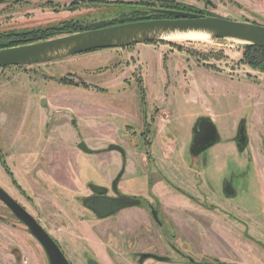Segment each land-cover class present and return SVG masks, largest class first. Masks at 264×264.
<instances>
[{
  "label": "rangeland",
  "instance_id": "obj_1",
  "mask_svg": "<svg viewBox=\"0 0 264 264\" xmlns=\"http://www.w3.org/2000/svg\"><path fill=\"white\" fill-rule=\"evenodd\" d=\"M141 1L1 0L0 36L67 20L87 29L103 27L124 19ZM173 1L207 15L264 25V0ZM204 38L163 37L0 67V186L42 225L70 264L88 259L128 264L134 256L130 248L143 241L157 244L150 236L134 243L120 236L121 221L131 217L143 227L144 213L126 208L98 218L83 206L91 193L87 183L107 186L113 195L110 184L122 167L119 193L139 195L143 204L156 193L163 228L173 237L164 230L166 244L176 241V216H195L216 234L212 249L221 254L196 256V262L264 264V161L255 160L259 152L264 155V72L240 60L246 42ZM201 116L213 121L219 139L193 155L192 129ZM159 120L167 126H157L165 128L153 142ZM240 123L247 134L242 151L234 141ZM175 135L177 159H159L161 142L172 145ZM81 140L91 153L77 147ZM110 143L123 147L124 154L109 150ZM224 181L234 195L224 190ZM189 194L200 202L178 204ZM0 264H49L38 240L1 201Z\"/></svg>",
  "mask_w": 264,
  "mask_h": 264
},
{
  "label": "water",
  "instance_id": "obj_2",
  "mask_svg": "<svg viewBox=\"0 0 264 264\" xmlns=\"http://www.w3.org/2000/svg\"><path fill=\"white\" fill-rule=\"evenodd\" d=\"M170 12L176 16L121 22L32 43L0 48V67L60 60L90 50L151 42L170 34L188 32L204 33L211 38H232L264 48L263 24L246 20H233L216 15L202 16L191 11ZM41 103L42 105L45 104L44 98L41 99ZM218 139L219 134L216 125L209 117L201 116L194 124L189 151L192 154H199ZM235 143L238 148H243L247 144V134L243 123H240L237 128ZM77 147L84 152H92V149L83 140L77 143ZM107 148L109 150L116 149L124 154L123 147L118 144L110 143ZM123 171L124 167L111 181V190L116 195H108L107 186L92 182L87 183L92 194L84 197L83 206L98 218H105L122 208L136 205L139 202L135 197L119 194L117 186ZM228 192L232 193L231 191ZM0 200L38 240L47 255L49 264H70L50 234L1 186ZM153 214L156 217L154 210ZM87 264L99 263L95 259H88Z\"/></svg>",
  "mask_w": 264,
  "mask_h": 264
},
{
  "label": "crops",
  "instance_id": "obj_3",
  "mask_svg": "<svg viewBox=\"0 0 264 264\" xmlns=\"http://www.w3.org/2000/svg\"><path fill=\"white\" fill-rule=\"evenodd\" d=\"M256 76H259V75L256 74ZM259 77H262V76H259ZM201 114L206 115L207 112L205 114V112L202 111V113H200V115ZM207 115H209V114H207ZM161 117L165 120V118L163 116H161ZM157 123L158 124L156 125V130L153 131V133H151L153 142L156 139L161 140L162 135H161L160 131L164 130L165 126H167L165 123H161L160 120L157 121ZM161 124H163L165 126L159 130L157 126L161 125ZM165 132H166V130H165ZM176 138H177L176 135L174 136V138H171L174 141V142H172L173 143L172 145H167V144L161 142L162 144H160V146L156 150L161 154V156L158 157L159 159L169 161V163L173 159L174 160L177 159L176 154L178 153V150L176 149V146H175L176 145V141H175ZM153 142L151 141V147H152ZM151 151H152V149H151ZM252 160H254V157H252ZM255 160L264 161L263 153L261 154L259 152V154L257 155V158ZM175 166L177 169L184 170L181 167H179L178 165H175ZM255 167H256L257 171L260 170V167L256 166V162H255ZM169 190H171V189H169ZM173 204L174 203H172V202H170V203L167 202V206H169V207L173 206ZM178 204L185 206V207H191V206L194 207L196 203L192 202V200H190V199H182V202H180ZM181 208H184V207H181ZM123 209H126V208H123ZM123 209H121V210H123ZM135 210H141V209H138L137 207H129L128 208V211L136 212ZM145 218L143 219L144 222L147 225H150L149 219L147 217H145ZM200 221L203 222L202 220H200V218L198 220L195 216H176L175 222H174L175 228H176V243L175 244L179 247L180 250L183 251L184 255H186V256L188 255L195 260H196V256H200V255L204 256V257H208V256H219V257H221V254H219L217 252V250L212 249V246H213L212 242H215L217 240V239H215L216 234L213 232H209L206 227H204L200 224ZM205 223L209 224L208 221ZM121 224H123V231H121V233L127 232L128 230L131 231V230H133L132 228H134L136 226V223L134 221H132L131 217H130L128 222L127 221H121ZM151 229H153V227L150 225L149 230L147 228H145V231H147V230L152 231ZM137 230H139V229H137ZM155 231H156V229H155ZM182 245L185 246L184 250L182 249ZM167 254L169 255V257H171V261L170 260L169 261H159V260H154V259H146L142 262V264H201L199 262H189L184 256L176 254L173 251H167ZM105 257H106V259L111 261L107 256H105ZM223 259L225 260V258H223ZM230 261H232V260L230 259ZM127 263L128 264H135L134 261L132 262L130 259L127 261ZM202 264H215V263H202ZM222 264H227V263L225 262ZM228 264H232V263L228 262Z\"/></svg>",
  "mask_w": 264,
  "mask_h": 264
},
{
  "label": "trees",
  "instance_id": "obj_4",
  "mask_svg": "<svg viewBox=\"0 0 264 264\" xmlns=\"http://www.w3.org/2000/svg\"><path fill=\"white\" fill-rule=\"evenodd\" d=\"M134 10L130 12L124 19L110 22L105 26L117 24L127 21L148 20L157 18H172L176 15L170 11H193L198 15H207L200 9H193L186 4L173 0H143L139 3H133ZM100 27V26H95ZM87 26H82L80 22L74 20L62 21L54 27L44 28L34 32H25L20 34L17 32L8 33L6 36H0V48L26 44L27 42H36L49 37L62 34H69L87 29ZM247 63L251 68L264 72V48L258 47L249 43H244L243 57L240 59ZM242 61V62H243ZM56 242V241H55ZM57 243V242H56ZM59 246V245H58ZM211 261L219 262L218 259Z\"/></svg>",
  "mask_w": 264,
  "mask_h": 264
},
{
  "label": "flooded vegetation",
  "instance_id": "obj_5",
  "mask_svg": "<svg viewBox=\"0 0 264 264\" xmlns=\"http://www.w3.org/2000/svg\"><path fill=\"white\" fill-rule=\"evenodd\" d=\"M155 128V127H154ZM193 130V129H192ZM153 131H154V129H153ZM236 137V136H235ZM234 141H235V139H234ZM235 145H236V143H235ZM246 146V145H245ZM245 146L243 147V148H238L237 147V145H236V147L240 150V151H242L244 148H245ZM194 155V154H193ZM122 158H123V156H122ZM110 186H111V184H110ZM174 190H177L181 195H183V194H187V196H188V192H186L185 190H182V192H180V187L179 186H177V185H170ZM172 188H169V189H172ZM223 188H224V190H226V191H231L232 193H229L228 192V194L229 195H234L235 194V192L234 191H232V189H231V183H229V185H228V182L227 181H224L223 182ZM110 189H111V187H110ZM6 191V190H5ZM112 191V190H111ZM9 194V193H8ZM90 194H92V192L90 193ZM89 194V195H90ZM107 194L108 195H110L109 194V192L107 191ZM119 194H122L123 195V193H119ZM207 194H209V193H207ZM113 195H116V193H114ZM125 195V194H124ZM125 196H131V197H135V198H137L138 200H139V202L136 204V205H132V206H129V207H137V206H140V207H137L138 209H141V210H135L136 211V213H138L139 214V212H141V213H144L145 214V216H143V218H142V225H143V227L142 226H140V228H138V225H137V223H136V226L134 227V228H132L133 230H131V231H127V232H122V233H120V236L123 238V239H125V240H129L131 243H134L135 241H139V240H144L145 239V237H148V236H150V237H152L154 240H157V244H154V242H145V241H143V245H141V246H135V247H132V248H130L129 250L130 251H132V252H134V256L133 257H131V261L133 262L134 261V263L135 264H142V262L144 261V260H146V259H154V260H159V261H169V255L167 254V251H173L174 253H176V254H179V255H181V256H184L189 262H196V260L195 259H193L192 257H190V256H186V255H184V253H183V251L182 250H180L179 249V247L175 244L176 243V241H175V243L172 241V242H168L167 244H166V242L165 241H163L164 240V236H165V234H164V230H167V236L168 237H170L171 239H173V237L171 236L172 234H170L169 233V230H170V228L169 229H166V228H163L164 227V221L161 219V216H160V211H159V208H158V206L160 205L159 204V202L157 201V200H155L154 199V197L155 196H157L156 195V193H154V195H152L153 196V201L151 202V201H149L148 200V198H145V201H144V204H143V201H142V198L139 196V195H125ZM196 196H198V195H196ZM189 197H190V200H192L193 198H194V196L193 195H191V194H189ZM13 198V197H12ZM204 198V197H203ZM14 199V198H13ZM194 200V199H193ZM192 200V202H194V203H196L197 204V202H195V201H198V203L200 202L199 200H194L193 201ZM1 201V200H0ZM2 202V201H1ZM3 203V202H2ZM154 203V204H153ZM128 207V208H129ZM125 208H127V207H125ZM149 210H147V209ZM123 209V208H122ZM121 210V209H120ZM119 210V211H120ZM153 210L155 211V214H156V217H155V215L153 214ZM118 212V211H117ZM146 212L149 214V217L148 216H146ZM94 214V213H93ZM108 217V216H107ZM145 217H147L148 219H149V221H150V225L153 227V229H151L152 231H148L149 230V227H150V225H147L145 222H144V218ZM146 219V218H145ZM133 220V219H132ZM153 223H152V222ZM157 225V227H154L153 225ZM142 227V228H141ZM145 228H147L148 230L147 231H145ZM156 229V231H155V229ZM137 229H139V230H137ZM174 231H175V234H174V236H175V239H176V228L174 229ZM139 239V240H138ZM128 242V241H127ZM159 243H165V247H162ZM145 247H151V249L150 248H148V250H144V251H139L138 253H135V250L137 249H140V248H145ZM132 256V255H131ZM136 256H138V258L136 257Z\"/></svg>",
  "mask_w": 264,
  "mask_h": 264
},
{
  "label": "bare ground",
  "instance_id": "obj_6",
  "mask_svg": "<svg viewBox=\"0 0 264 264\" xmlns=\"http://www.w3.org/2000/svg\"><path fill=\"white\" fill-rule=\"evenodd\" d=\"M169 39H176V38H209L207 34L204 33H197V32H188V33H175L165 36ZM205 39V38H204ZM240 41V40H238Z\"/></svg>",
  "mask_w": 264,
  "mask_h": 264
}]
</instances>
